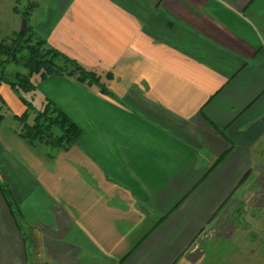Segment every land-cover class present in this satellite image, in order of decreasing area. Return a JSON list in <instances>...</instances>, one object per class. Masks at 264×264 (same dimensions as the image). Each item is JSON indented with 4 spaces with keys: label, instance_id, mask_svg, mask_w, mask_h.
I'll return each instance as SVG.
<instances>
[{
    "label": "crops",
    "instance_id": "crops-1",
    "mask_svg": "<svg viewBox=\"0 0 264 264\" xmlns=\"http://www.w3.org/2000/svg\"><path fill=\"white\" fill-rule=\"evenodd\" d=\"M32 3L33 31L113 95L34 75L38 109L81 130L49 159L0 84V264H180L234 205L264 218V0Z\"/></svg>",
    "mask_w": 264,
    "mask_h": 264
},
{
    "label": "trees",
    "instance_id": "trees-1",
    "mask_svg": "<svg viewBox=\"0 0 264 264\" xmlns=\"http://www.w3.org/2000/svg\"><path fill=\"white\" fill-rule=\"evenodd\" d=\"M16 4L20 0H15ZM34 3L26 0V8L21 13V19L27 20V31L13 36L8 42L6 38L0 41V84L4 83L17 95L26 110L14 118L21 124L18 133L28 146L36 150H43L44 156L54 158L59 151H67L74 146L79 139L80 127L60 108L50 101H46L41 110H35L21 93L34 89L31 78L39 75L41 79L49 76L75 77L82 85H95L100 92L112 96L100 81V77L84 68L76 60L52 48L47 41L37 35L29 25ZM15 9V8H14ZM16 12L17 9H15ZM22 64L25 72H15L10 78L6 68L10 65ZM110 78V75H106ZM1 100V99H0ZM35 112L28 123L30 113ZM2 115H0V122ZM223 159L221 156L218 160ZM5 196V193L3 194Z\"/></svg>",
    "mask_w": 264,
    "mask_h": 264
},
{
    "label": "rangeland",
    "instance_id": "rangeland-1",
    "mask_svg": "<svg viewBox=\"0 0 264 264\" xmlns=\"http://www.w3.org/2000/svg\"><path fill=\"white\" fill-rule=\"evenodd\" d=\"M5 1L0 0V41L6 38L9 42L20 32L21 13L25 10L26 0L17 2L16 7L19 9L17 14H20V18L11 11L10 6H6ZM14 26L17 33L12 35L11 30ZM6 71L10 78L15 72H25L20 62L8 66ZM35 79L36 77H33L32 81ZM33 93L31 90L23 95L33 102L35 110H39L38 97L35 96L37 100H32ZM11 114L10 109L1 106L0 115L6 118V123L11 121L9 118ZM34 114L35 112L30 113L28 123ZM255 213L256 211H251L252 218H249L241 204L234 205L226 218H219L220 220H216L217 225L212 222L210 228L208 226L210 231L206 230L207 235L196 243L194 251L193 246L190 247L180 264H264V218L254 215ZM213 225L215 227H211Z\"/></svg>",
    "mask_w": 264,
    "mask_h": 264
},
{
    "label": "water",
    "instance_id": "water-1",
    "mask_svg": "<svg viewBox=\"0 0 264 264\" xmlns=\"http://www.w3.org/2000/svg\"><path fill=\"white\" fill-rule=\"evenodd\" d=\"M27 31V20L25 18H23L21 20V27H20V33L21 34H25Z\"/></svg>",
    "mask_w": 264,
    "mask_h": 264
}]
</instances>
